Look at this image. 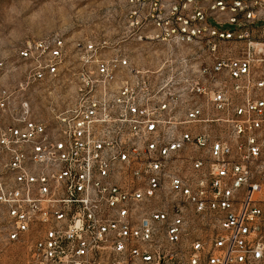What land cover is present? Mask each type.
I'll use <instances>...</instances> for the list:
<instances>
[{
	"label": "built area",
	"instance_id": "1",
	"mask_svg": "<svg viewBox=\"0 0 264 264\" xmlns=\"http://www.w3.org/2000/svg\"><path fill=\"white\" fill-rule=\"evenodd\" d=\"M0 245L264 264V0H126L114 36L0 59Z\"/></svg>",
	"mask_w": 264,
	"mask_h": 264
},
{
	"label": "rangeland",
	"instance_id": "2",
	"mask_svg": "<svg viewBox=\"0 0 264 264\" xmlns=\"http://www.w3.org/2000/svg\"><path fill=\"white\" fill-rule=\"evenodd\" d=\"M125 1L0 0V59L12 62L16 51L27 42L51 35L71 40L114 36L119 30ZM133 53L137 58V50ZM40 111L44 109L41 107ZM23 259L19 245H0V264H23Z\"/></svg>",
	"mask_w": 264,
	"mask_h": 264
}]
</instances>
